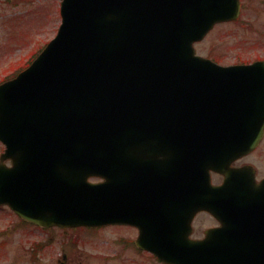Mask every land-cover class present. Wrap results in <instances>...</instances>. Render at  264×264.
I'll return each mask as SVG.
<instances>
[{"label": "water", "instance_id": "water-1", "mask_svg": "<svg viewBox=\"0 0 264 264\" xmlns=\"http://www.w3.org/2000/svg\"><path fill=\"white\" fill-rule=\"evenodd\" d=\"M238 8L61 0L55 38L0 84V205L45 229L134 226L137 248L164 264H240L185 234L199 201L231 197L228 183L207 186L215 159L247 152L264 130V62L195 55ZM171 219L183 236L171 238Z\"/></svg>", "mask_w": 264, "mask_h": 264}, {"label": "rangeland", "instance_id": "rangeland-1", "mask_svg": "<svg viewBox=\"0 0 264 264\" xmlns=\"http://www.w3.org/2000/svg\"><path fill=\"white\" fill-rule=\"evenodd\" d=\"M59 4L60 0H0V81L55 36L61 22ZM195 50L220 65L264 60V0L246 1L239 24H219ZM3 151L0 143V154ZM135 237L122 226L46 231L23 224L0 206V264H57L62 253L70 264H160L132 247Z\"/></svg>", "mask_w": 264, "mask_h": 264}, {"label": "flooded vegetation", "instance_id": "flooded-vegetation-1", "mask_svg": "<svg viewBox=\"0 0 264 264\" xmlns=\"http://www.w3.org/2000/svg\"><path fill=\"white\" fill-rule=\"evenodd\" d=\"M246 1L256 0H239L237 18L219 24H239ZM217 161L218 170L209 172V186L216 189L228 183L231 197L216 199L211 195L199 201V209L193 213L185 234L190 241H206L210 253H234L240 264H264V132L252 150L225 159V163L222 159ZM199 184L200 188L204 187L202 180ZM168 225L171 238L183 236L184 228L174 226V220ZM121 226L134 232L132 247L155 260L150 253L135 248L139 231L135 227ZM64 263L70 264L68 256Z\"/></svg>", "mask_w": 264, "mask_h": 264}, {"label": "trees", "instance_id": "trees-1", "mask_svg": "<svg viewBox=\"0 0 264 264\" xmlns=\"http://www.w3.org/2000/svg\"><path fill=\"white\" fill-rule=\"evenodd\" d=\"M20 68H21V66H20V67H18L16 70H18V71H19V70H20ZM18 71H17V72H18Z\"/></svg>", "mask_w": 264, "mask_h": 264}]
</instances>
